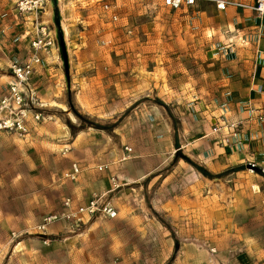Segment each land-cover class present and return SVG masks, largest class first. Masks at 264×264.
I'll return each instance as SVG.
<instances>
[{"label": "rangeland", "instance_id": "obj_1", "mask_svg": "<svg viewBox=\"0 0 264 264\" xmlns=\"http://www.w3.org/2000/svg\"><path fill=\"white\" fill-rule=\"evenodd\" d=\"M50 1L43 19L56 42L50 58L55 57L57 64L50 63L35 80L45 100L39 110L41 132L32 145L0 135V264H240L239 249L229 241L227 230L220 229L218 214L208 213L209 198L217 196L215 203L220 205L214 207L226 210L229 205L217 191L228 185L242 187V175L256 172L242 167L243 173L235 176L230 171L212 182V190L186 168L183 152L176 151L162 156L164 167L155 173L161 175L156 183L148 188L145 180L134 189V159L153 160L151 150L139 149L150 138L141 113L156 92L151 86L190 90L206 73L196 54L200 47L192 32L197 26H187L193 11L171 10L157 0H121L116 4L118 20L113 22L82 0H59L54 8ZM9 3L10 11L1 18L14 20L10 27L15 35L11 37L0 23L5 31L0 49L7 56L26 43L21 17ZM52 13L66 48L67 74ZM157 105L164 106L159 101ZM60 132L70 146H60L64 136ZM65 147L68 152L63 154ZM73 163L80 168L75 181L65 177ZM113 180L119 185L114 191ZM103 182L112 184L104 200L117 210L115 219L97 217L79 228L53 224L47 229V243L31 233L44 217L61 211L63 201L73 199L76 190L89 196ZM196 185L203 205L181 208L184 198H195ZM258 187L250 191L264 189ZM163 203L169 207L164 209ZM9 215L17 221L4 225L1 219ZM225 243V249L216 247ZM220 253L225 255L220 258Z\"/></svg>", "mask_w": 264, "mask_h": 264}, {"label": "crops", "instance_id": "obj_2", "mask_svg": "<svg viewBox=\"0 0 264 264\" xmlns=\"http://www.w3.org/2000/svg\"><path fill=\"white\" fill-rule=\"evenodd\" d=\"M220 1L253 5L256 0ZM189 8L193 11V20L186 19L187 26H197V31L192 33L196 36L200 48L195 49L196 54L201 55L202 71L206 73L201 76L199 84L190 90L179 92L168 87L164 89L163 85L151 86L152 91L156 92L151 100L147 99L149 101L145 104L148 107L145 110L146 115L141 113L146 119V136L150 138H147V146L139 149L151 150L153 160L134 159V169L137 170L134 172V189L141 188L140 185L145 180L146 183L148 181V188L156 183L161 175L155 173L164 167L162 156L165 159L166 155H172L176 151L183 152L181 158L187 162L186 168L195 171V177L203 178L212 190L215 189L212 182L230 171L237 176L243 173L239 168H246L249 164L257 167L261 173L253 175L248 171L249 174L242 175L245 178L242 187L233 188L228 185L222 191H217V195L222 194L229 205L226 210H217L214 207L217 205L219 208L220 205L215 203L217 196L210 197L209 204L212 205L209 206L208 213L218 214L220 229L227 230L229 241L235 242L239 249L238 263L264 264V235L261 233L264 231V189L256 193L250 191V187L264 188V121H258L255 117L264 116V16H259L250 9L233 6L218 10L211 1H199ZM8 11L9 0H0V23L3 27L7 26L12 37L16 33L14 26L10 27L14 20L1 18ZM41 20L44 23L43 14ZM20 23L24 28L22 40L26 41L20 46L21 50L16 48L12 54L8 52L7 56L0 49L4 56L3 59L0 58V65L4 67V70L0 71V97L12 82L8 71L10 60L24 62L28 57L26 50L29 51L28 34L31 32V24L22 18ZM55 28L60 36L59 23L55 24ZM50 63L57 64V59H44L43 66L36 69L32 80L41 104L45 100L39 91L40 83L35 84V80L44 71H48ZM156 87L159 88L155 90ZM154 97L158 100L155 101ZM161 97H165V100ZM79 99L81 103L83 98ZM158 101L163 102L164 106L157 105ZM248 109L253 110L252 116ZM238 121L242 124L237 128L236 136L222 125ZM40 126L41 123L34 126L29 137L21 142L32 145L34 137L41 132ZM214 128H218V132H213ZM60 133L64 135V132ZM6 136L15 137L7 134ZM65 136H62L60 146L71 145ZM154 137L158 139L155 141ZM127 186L129 184L121 185L122 188ZM194 188L195 198H184L181 208L203 205L201 196H197L201 191L200 187L196 185ZM96 189L98 192L89 196L83 189L76 190L77 194L70 199L76 205L86 203L94 196L105 199L107 193L112 190V184L103 182L98 184ZM163 207L166 209L169 204L163 203ZM12 220L17 221L15 215L2 217L1 222L7 225V222L10 224ZM241 223H247L248 226H241ZM224 236L223 239H226V235ZM225 246L226 243L216 244V247L223 249ZM223 255L225 254L220 253V258Z\"/></svg>", "mask_w": 264, "mask_h": 264}, {"label": "built area", "instance_id": "obj_3", "mask_svg": "<svg viewBox=\"0 0 264 264\" xmlns=\"http://www.w3.org/2000/svg\"><path fill=\"white\" fill-rule=\"evenodd\" d=\"M87 6H96L103 13L109 15L113 22L118 20L116 4L121 0H82ZM148 1V0H135ZM162 6L171 10H178L182 7H193L199 1L214 2L218 10H224L227 6L243 9H250L259 16H264V0H256L253 5H245L233 1L220 0H157ZM16 13L31 24V32L28 34L29 56L24 62L11 59L8 71L12 82L7 86L3 95L0 97V133L15 136L19 139L29 137L34 126L42 121V114L39 111L42 104L39 100L37 89L32 82L36 69L43 66L44 59L55 54V39L46 24L41 20L43 9L47 0H11ZM5 31L0 29V45L4 40ZM102 45H108L109 41H102ZM250 116L253 110L248 109ZM258 121H264V116H255ZM221 121L222 118H221ZM242 124L241 121L222 124L233 132L236 136L237 128ZM214 128L213 132H218ZM128 152L129 149L125 148ZM68 152V148L63 149V154ZM102 170V167L98 168ZM80 173L77 163L71 164L65 177L75 181ZM119 185L113 180V191ZM118 213L116 209L104 200V197L94 196L86 203L76 205L70 198L63 201L61 211L50 214L42 221L31 228V233L38 236L47 243V229L56 223H63L72 228H79L97 217L105 219H115ZM26 231L25 233H27ZM15 237V234H12Z\"/></svg>", "mask_w": 264, "mask_h": 264}, {"label": "water", "instance_id": "obj_4", "mask_svg": "<svg viewBox=\"0 0 264 264\" xmlns=\"http://www.w3.org/2000/svg\"><path fill=\"white\" fill-rule=\"evenodd\" d=\"M59 47L61 50V57L63 59V63H64V68H65V73H68V61H67V53H66V48H65V44H64V40L62 38V36H59ZM247 169L254 171L256 173H261L262 171L260 169H258L257 167L249 164L247 166Z\"/></svg>", "mask_w": 264, "mask_h": 264}, {"label": "bare ground", "instance_id": "obj_5", "mask_svg": "<svg viewBox=\"0 0 264 264\" xmlns=\"http://www.w3.org/2000/svg\"><path fill=\"white\" fill-rule=\"evenodd\" d=\"M58 1L59 0H51L49 3L51 5L50 7L54 8L58 4ZM50 16L53 18V22L56 24L57 22L54 19V14L52 13L50 14Z\"/></svg>", "mask_w": 264, "mask_h": 264}]
</instances>
